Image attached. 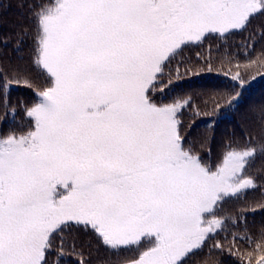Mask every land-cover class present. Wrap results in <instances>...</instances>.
I'll list each match as a JSON object with an SVG mask.
<instances>
[{"label": "snow or ice", "instance_id": "1", "mask_svg": "<svg viewBox=\"0 0 264 264\" xmlns=\"http://www.w3.org/2000/svg\"><path fill=\"white\" fill-rule=\"evenodd\" d=\"M28 7L32 26L17 34L30 36L27 64L0 57L3 88L23 84L34 94L17 105V125L0 131V264H49L69 238V254L83 257L80 235L97 248L134 253L128 264H188L209 243L239 264H264V226L252 233L246 216L224 213L225 203L256 186L246 174L255 146L230 138L213 162L207 138L189 139L183 123L186 110L195 119L233 108L241 91L234 84L227 97L199 101L169 95L174 82L203 71L242 85L239 64L217 69L199 54L177 58L245 30L264 17V0Z\"/></svg>", "mask_w": 264, "mask_h": 264}, {"label": "trees", "instance_id": "2", "mask_svg": "<svg viewBox=\"0 0 264 264\" xmlns=\"http://www.w3.org/2000/svg\"><path fill=\"white\" fill-rule=\"evenodd\" d=\"M31 2L33 0H0V57L6 62L23 61L27 64L31 39L30 36H25L18 40L17 34L32 26L28 7ZM198 54L213 61L217 69H227L229 66L235 69L239 64L244 83L237 84L230 76L219 71H203L199 75H189L182 81L174 82V91L169 95L190 96L199 101L202 97L217 94L227 97L234 91V84L241 91L238 103L233 108L219 114L208 109L206 114L202 113L195 119L191 118L193 113L186 110L183 123L189 139L203 141L207 138L212 153L208 157L205 149L204 154L213 162L230 138L241 139L242 143L250 141L249 147L255 146L246 174L254 178L256 186L248 189L239 199H230L225 203L224 213L246 216L248 229L257 233L264 226V150L260 147L264 143V70L257 71L258 66L264 64V17L258 15L245 30H239L226 39H206L199 47L185 50L177 59L196 61ZM249 61L256 63L249 64ZM177 83L181 87H175ZM33 98L32 90L23 84L13 83L4 89L3 81H0V131L15 127L23 118V112L17 105L31 102ZM5 104L9 105L7 111ZM75 245L78 250L80 245H84L83 257L69 254L73 247V241L69 238L66 252L62 254L58 250L54 251L49 256V264H79L80 259L89 260L90 264H128V260L134 255L130 252L117 254L97 248L84 235L77 238ZM188 264H239V259L227 251L221 252L209 243L207 247L190 255Z\"/></svg>", "mask_w": 264, "mask_h": 264}]
</instances>
